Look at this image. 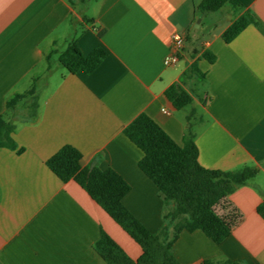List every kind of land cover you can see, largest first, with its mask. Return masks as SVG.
<instances>
[{"label": "crops", "instance_id": "0c3cea01", "mask_svg": "<svg viewBox=\"0 0 264 264\" xmlns=\"http://www.w3.org/2000/svg\"><path fill=\"white\" fill-rule=\"evenodd\" d=\"M72 1L73 7L68 0H0V117L15 95L32 86L37 94L35 120L26 119L29 98L3 118L14 126L15 149L0 148V264H104L93 250L100 230L137 260L140 247L78 184L52 174L46 161L71 147L86 165L113 170L130 187L124 207L156 233L164 204L138 168L142 152L123 129L143 113L182 147L192 112L203 168L248 166L258 174L229 196L241 220L228 238L215 244L200 231H182L174 256L180 264L219 257L264 264V0H238L255 25L229 43L221 37L235 19L229 7L199 34L204 17L195 7L201 0ZM83 20L92 24L78 38L80 51L87 56L101 47L106 57L93 72L71 75L58 54ZM174 33L185 37L184 46L178 62L166 67ZM194 61L204 77L193 89L186 73ZM174 84L193 99L180 110L165 96Z\"/></svg>", "mask_w": 264, "mask_h": 264}, {"label": "trees", "instance_id": "16d2710c", "mask_svg": "<svg viewBox=\"0 0 264 264\" xmlns=\"http://www.w3.org/2000/svg\"><path fill=\"white\" fill-rule=\"evenodd\" d=\"M85 5L86 0H75ZM74 6L72 0H68ZM229 7L235 19L223 32L225 43L232 41L249 25H255L251 12L245 10L238 0H201L195 7L199 16L219 12ZM73 24V22H72ZM92 20H83L81 29L75 32L65 49L58 54L59 65L71 75L93 72L106 52L97 47L84 56L77 41ZM104 31H98L102 37ZM202 58L213 62V56L204 52ZM203 81L204 75L194 61L186 77ZM168 101L176 110L192 103V96L179 85H171L165 92ZM26 98L30 99L25 108L26 119L33 121L37 112V94L34 86L23 94L15 95L6 103V113ZM5 113V114H6ZM0 120V148L14 150L12 139L14 126L9 120ZM192 112L187 117L188 127L183 137V146L175 145L165 133L145 114L135 117L124 129V136L143 154L138 163L139 170L152 181L163 201V226L156 233L149 232L123 205V198L129 193V185L113 170H100L97 164L86 165L79 153L71 147H64L49 160L46 167L61 182L73 181L78 184L111 219L141 249L142 254L132 260L123 248L104 230L93 250L104 264H180L173 252V245L182 231H200L215 244L228 238L241 220L240 213L229 201V196L258 174V168L244 166L236 171L209 170L198 162V150L192 121ZM199 264H244L225 257L204 260Z\"/></svg>", "mask_w": 264, "mask_h": 264}, {"label": "built area", "instance_id": "2783aa9c", "mask_svg": "<svg viewBox=\"0 0 264 264\" xmlns=\"http://www.w3.org/2000/svg\"><path fill=\"white\" fill-rule=\"evenodd\" d=\"M185 37L179 33L170 36L168 53L163 59V65L166 67L175 65L179 60V55L184 46Z\"/></svg>", "mask_w": 264, "mask_h": 264}, {"label": "rangeland", "instance_id": "374dc122", "mask_svg": "<svg viewBox=\"0 0 264 264\" xmlns=\"http://www.w3.org/2000/svg\"><path fill=\"white\" fill-rule=\"evenodd\" d=\"M219 14L220 13L217 12V13H210V14H206V15H202V16L198 15L199 17H204L203 20H202V23L200 25V29L198 30V33L202 34V33H205L204 31H208L209 29H211V27H212L211 26L212 25L211 22L213 21L212 19L215 16H220ZM192 79H193V83H194L192 88L193 89L196 88V87L198 88L200 83L196 82V80L194 78H192ZM190 83H192V82H190Z\"/></svg>", "mask_w": 264, "mask_h": 264}, {"label": "water", "instance_id": "95a60500", "mask_svg": "<svg viewBox=\"0 0 264 264\" xmlns=\"http://www.w3.org/2000/svg\"><path fill=\"white\" fill-rule=\"evenodd\" d=\"M200 20H198L195 24V28H197L199 26Z\"/></svg>", "mask_w": 264, "mask_h": 264}]
</instances>
